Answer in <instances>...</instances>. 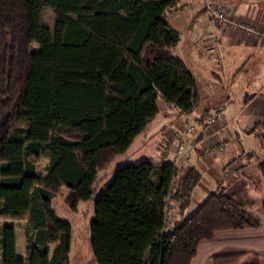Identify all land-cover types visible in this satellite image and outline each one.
Returning <instances> with one entry per match:
<instances>
[{
	"label": "trees",
	"instance_id": "1",
	"mask_svg": "<svg viewBox=\"0 0 264 264\" xmlns=\"http://www.w3.org/2000/svg\"><path fill=\"white\" fill-rule=\"evenodd\" d=\"M177 1L0 0V222L26 221L25 257L16 226L0 224L1 264H69L71 224L53 206L63 187L71 209L96 196L97 264H190L215 233L259 225L224 187L193 207L201 173L188 162L118 167L97 196L99 171L147 129L159 98L178 116L200 103L194 75L172 54L180 33L167 16ZM259 166L264 177V160ZM213 262L264 264V256Z\"/></svg>",
	"mask_w": 264,
	"mask_h": 264
},
{
	"label": "crops",
	"instance_id": "2",
	"mask_svg": "<svg viewBox=\"0 0 264 264\" xmlns=\"http://www.w3.org/2000/svg\"><path fill=\"white\" fill-rule=\"evenodd\" d=\"M213 1L225 7L228 14L237 20L244 19L256 25L264 24V0ZM169 13L174 15L173 21L168 18L170 24L180 33L179 41L172 48L173 56L182 60L194 75L200 97L203 92L212 98V103L206 104L203 111L193 118L204 120L218 108H222L224 114L223 121L210 127L209 135L199 126L194 134L181 137L184 146L209 137L210 141L224 143L225 153L205 156L195 147L191 157L182 163H191L200 173L207 170L220 176L216 170L224 171L231 160L246 156V160L231 175L229 182L241 177L246 184L244 191L251 195L250 192L255 193L256 187L249 185L250 178L264 182L259 166L264 160V119L260 118L264 105V42L240 33L218 29L202 0H178L177 9ZM262 28L264 29V25ZM236 60L241 62L240 65L248 74L243 79L240 78L238 83L236 80L239 69L232 67ZM157 103V115L140 136L142 146L149 144V159L153 161L159 156L165 134L169 131H183L193 119L189 121L186 116H178L175 108L162 98ZM172 160V157L168 158V161ZM223 185L220 182L216 186L225 187ZM203 187L210 193L213 192L214 187ZM197 204L199 203H192L193 207ZM176 219L177 216L174 221ZM258 222L256 227L219 231L212 239L201 241L190 264H214V256L238 252L264 256V218ZM18 247L17 239V251Z\"/></svg>",
	"mask_w": 264,
	"mask_h": 264
},
{
	"label": "rangeland",
	"instance_id": "3",
	"mask_svg": "<svg viewBox=\"0 0 264 264\" xmlns=\"http://www.w3.org/2000/svg\"><path fill=\"white\" fill-rule=\"evenodd\" d=\"M50 16L51 15L48 12L46 17L49 18ZM167 18L173 21L174 15H170L169 13ZM217 28L220 29L219 27ZM33 47L37 48V44H33ZM240 63L241 62L236 60L234 61V64L232 66L237 70L239 69L238 79L236 80V83L239 82L240 78L243 79L244 77L248 76L247 70L243 69ZM203 86L207 87V84L203 83ZM211 99L212 98L208 93L202 92L199 105L195 108L194 112L190 116H186L189 118V121L190 119L193 118V116L203 111L204 106L206 104L212 103ZM158 118H161V117L158 116ZM261 119H264V118H261ZM192 121L188 123L190 124L192 123ZM140 136L141 134L134 140V142L125 152L119 154L117 157H115V159L111 163L107 164L104 168H102L99 171V174L101 176H104V179L97 187V191H96L97 196L101 193L103 188L113 178L114 173L118 167H121L124 165H135L141 160L149 159L151 155L149 144L146 146H142V143L140 141ZM156 137L158 139L157 135ZM47 162H48V157L45 155H42L39 158V161L35 166V172L37 174H43L44 166L46 165ZM156 162H158V157L156 158ZM182 164L184 163H181V165ZM236 171L237 170H235L231 175H233ZM216 172L220 176H217L215 173L207 171V170L201 171V180H200L201 183L196 185L191 192L192 203L202 202L203 199L210 193L208 190H206L203 187V185L208 188L214 187L212 191H215L219 188L216 185H218L220 182H223L224 183L223 186H225L224 189L227 194L231 195L236 201L240 202L243 208L250 210L253 213L255 219H257L258 221L262 220L264 218V211L262 209V201L264 200V182L259 181L256 178L253 179V177L252 179L250 178L249 185L253 186L254 188L256 187L255 188L256 190H255V193L250 192L251 195H248V192L244 191L245 190L244 186L246 184L242 182L241 177H239V179H237L236 181L234 179L231 182H229L231 175L226 177L224 175V171L216 170ZM247 187L249 186L247 185ZM67 195H68L67 188L65 187L61 188L60 193L54 198L53 206H54L55 212L58 215V217H60L61 219L65 221L70 222L71 224L69 264H97L94 254L92 252L91 230H90L91 222L93 221L95 217L94 216V201L96 199V196L92 200L80 201L77 204L75 209H71L65 203V198ZM176 216H177V211L175 208H173L172 203H171L168 205L169 224H171L174 221ZM0 224L1 225L13 224L16 226L18 246H19L18 251H19V254L25 256L26 254V250H25L26 221L17 220V219H6V220H2ZM18 251H17V255L20 256L18 254Z\"/></svg>",
	"mask_w": 264,
	"mask_h": 264
},
{
	"label": "built area",
	"instance_id": "4",
	"mask_svg": "<svg viewBox=\"0 0 264 264\" xmlns=\"http://www.w3.org/2000/svg\"><path fill=\"white\" fill-rule=\"evenodd\" d=\"M204 7L211 17L212 22L225 32H236L240 33L248 38H254L264 42V25H256L247 20L241 19L237 20L228 14L225 7L220 4L215 3L213 0H203ZM264 99V91L262 93ZM264 104V103H263ZM261 118H264V105L261 110ZM235 119V118H234ZM224 120L223 109L218 108L214 113L208 115L204 120L195 118L192 123L187 124L182 134L190 135L196 132V129L200 126L206 134L210 127H212L216 122ZM209 135V134H208ZM207 135V137H208ZM197 147L203 155L210 156L214 154H224L225 144L217 141H210L203 138L200 142L192 145L184 146L182 142V137L177 132L169 131L165 134L164 142L160 148L158 161H168L169 157H172V162L179 166L183 161L187 160ZM245 160V156H240L234 159L230 165L226 166L224 169V175L226 177L230 176L235 170L240 167Z\"/></svg>",
	"mask_w": 264,
	"mask_h": 264
}]
</instances>
